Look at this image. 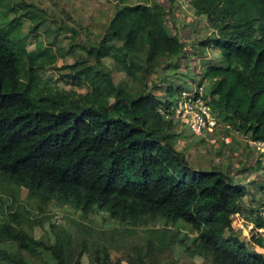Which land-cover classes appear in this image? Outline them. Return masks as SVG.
<instances>
[{
  "label": "trees",
  "instance_id": "obj_1",
  "mask_svg": "<svg viewBox=\"0 0 264 264\" xmlns=\"http://www.w3.org/2000/svg\"><path fill=\"white\" fill-rule=\"evenodd\" d=\"M189 2L210 29L195 48L219 53L204 68V97L227 128L264 140V0ZM165 17L158 3L116 0L95 39L69 46L75 59L62 68L69 81L85 87L79 92L44 79L46 66L55 67L49 46L39 41L27 48V34L40 36L49 12L33 0H0V196L11 199L0 213V264H82L91 253L97 264H122L112 261L106 239L124 238L157 220L188 227L204 264H264V254L251 253L232 227L231 215L244 211L246 190L230 168L195 166L170 142L181 134L158 108L171 99L155 91L180 93L183 88L163 78L196 50L167 33ZM105 58L127 82L114 80ZM154 74L162 78L154 81ZM22 187L39 210L53 198L81 218L70 220L75 226H40L43 233L35 236L42 221L20 201ZM92 216L116 226H91ZM255 223L263 227L261 220ZM180 234L160 238V247L170 243L187 251ZM255 241L263 244L260 236ZM155 248L150 241L143 249L133 246L124 260L152 264Z\"/></svg>",
  "mask_w": 264,
  "mask_h": 264
},
{
  "label": "rangeland",
  "instance_id": "obj_2",
  "mask_svg": "<svg viewBox=\"0 0 264 264\" xmlns=\"http://www.w3.org/2000/svg\"><path fill=\"white\" fill-rule=\"evenodd\" d=\"M38 7L45 8L49 12V25L44 31H40L41 35L36 38L32 34H27V48L33 49L39 41L45 46H49L56 56L54 66H46L42 75L44 79L49 80L52 85H56L65 89H72L79 92H84L85 87L79 86L66 77L68 69L62 68L65 64H70L75 59V50L69 49V46L77 42V45L86 42L87 40L95 39L102 27L110 20L113 12V5L116 0H33ZM131 4L158 3L165 8V30L171 36L179 37L189 49L194 47L196 54L193 59L179 60L178 67L175 68V73L166 72L163 78L166 81L172 82V86L179 85L184 89H193L201 82L207 83V80L202 79L204 68L208 62H216L219 59L217 49L206 48L205 54L201 53L196 44L207 37L210 29L206 26L204 17L198 15L190 5L189 0H127ZM52 15V17H51ZM52 18V19H51ZM28 23L21 25L23 33H28ZM56 27H60L58 31H54ZM69 28L77 30L79 36H72V31ZM77 49V48H76ZM81 52V50H77ZM199 56V57H198ZM107 66L114 76L116 82H127L125 75L117 71L114 63L105 58L102 61ZM169 72V73H168ZM168 73V74H167ZM161 75L154 74L151 79L154 81L160 80ZM172 79V80H171ZM164 81V82H165ZM207 87V85H205ZM158 96L175 98L178 92L167 96L165 90L155 91ZM179 135L170 142L175 144L178 150L188 154L189 160L195 166L209 169L211 167L228 166L232 171V175L236 178L239 185L245 190V194L240 201V205L244 210L239 215H231V224L237 236L246 243L249 251L253 254H264V178L261 176L264 172V156L256 148L248 146L240 137V133L232 128H227L222 122H218L216 130L207 137L193 136L183 127L177 131ZM3 189L7 183L1 182ZM3 199L7 198L4 203H0V213L6 211L10 205L11 199L9 195L2 193ZM19 199L31 213V217L37 216L42 225L35 224L33 233L39 236L43 233L40 226L49 229L50 223L61 224L64 226H75L70 220H78L80 212L73 207H61L55 204V199L48 200V205L43 206L39 210L36 199L27 197V190L22 187L19 194ZM101 217L105 213L99 214ZM100 216H92L91 226H105L106 230L116 226L115 222H104ZM256 220H261L263 227H257ZM252 224H250V223ZM89 223V222H88ZM162 220L149 222L148 227H138L131 234H127L124 238L119 237L118 240L112 241L109 237L106 242H109L112 261L117 258L122 259V264H127L124 260V252L130 251L133 246H141L143 249L148 241L154 244V260L152 264H204V259L201 257V249L193 245L190 238L194 235L188 227L177 229L173 225H165ZM73 228V227H72ZM153 228H165L162 235L153 232ZM247 229V231H246ZM262 229L263 231H260ZM108 232V231H104ZM184 234L185 244L189 247L187 251L184 248H179L177 245L167 243L165 248H161L160 238L170 234ZM110 234V233H109ZM180 234V235H181ZM118 236V235H116ZM260 236L262 245L256 243L255 238ZM163 250L159 252V250ZM199 251V252H198ZM82 264H97L94 261L92 253L82 256Z\"/></svg>",
  "mask_w": 264,
  "mask_h": 264
},
{
  "label": "built area",
  "instance_id": "obj_3",
  "mask_svg": "<svg viewBox=\"0 0 264 264\" xmlns=\"http://www.w3.org/2000/svg\"><path fill=\"white\" fill-rule=\"evenodd\" d=\"M204 92L205 83L200 81L193 89L182 90L167 104L160 106L158 112L166 120L173 122L176 131L183 127L193 136L207 137L216 130L219 118L208 104ZM239 133L248 146L258 149L264 156V140L253 139L248 134ZM262 208L264 214V205Z\"/></svg>",
  "mask_w": 264,
  "mask_h": 264
}]
</instances>
